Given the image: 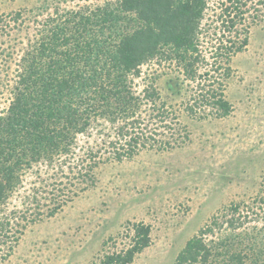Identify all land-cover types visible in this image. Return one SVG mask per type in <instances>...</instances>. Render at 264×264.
Wrapping results in <instances>:
<instances>
[{
	"label": "rangeland",
	"instance_id": "obj_1",
	"mask_svg": "<svg viewBox=\"0 0 264 264\" xmlns=\"http://www.w3.org/2000/svg\"><path fill=\"white\" fill-rule=\"evenodd\" d=\"M255 2L247 0L245 6L248 43L231 56L230 74L223 77V93L231 112L217 117L206 109L207 115L192 117L184 108L185 101L199 87L197 82L183 79L179 60L154 57L140 66L139 76H124L117 55L107 52L122 35L146 26L135 12L120 11L118 0H0V115L7 109L10 89L18 80L27 52L32 51L27 58H36L35 68L44 70L45 63L56 58L52 51L63 57L66 47L75 49L76 61L69 63L81 67L84 76L79 77H126L125 85L135 97L132 105L138 107L137 116L143 119L138 127L155 139L152 146L149 140L131 157L115 160L109 149H98L102 130L97 120L79 137L83 145L97 146L91 184L80 182V176H61L43 164L18 172L23 184L1 206L0 215L15 210L24 227L13 246L3 250L1 264H101L106 252L127 247L136 223L150 226L151 239L130 264H175L186 241L209 224L214 232L207 239H225L230 243L225 246L228 254L253 255L261 249L260 259L264 258V6ZM207 3L202 20L207 30L200 35V49L206 56L218 37L214 30L221 24L217 17L222 8L227 5L236 12L231 1ZM104 9L109 15L105 19ZM95 11L100 14L90 23L85 27L79 24L84 20L81 15L91 16ZM236 28H243V17ZM81 34L77 42L83 48H73L78 47L73 37ZM62 36L68 37L67 42L60 41ZM55 37L54 43L51 38ZM88 54L91 64L87 67L82 57ZM25 64L29 65V60ZM148 83L155 86L159 98L173 106L176 118L167 119L173 129H186L187 137L182 132L180 143L167 149H159L161 142L176 137L180 130L172 129L176 135L171 134L172 130H162L151 116L147 118L151 106L142 89ZM110 126L102 125L107 129L103 130L104 139H110ZM152 128L156 130L152 132ZM59 182L67 201L46 216L50 193L58 194L55 187ZM35 187L36 202L32 199ZM229 219H233L234 228ZM226 259L223 256L219 264ZM249 259L244 256V264Z\"/></svg>",
	"mask_w": 264,
	"mask_h": 264
},
{
	"label": "trees",
	"instance_id": "obj_2",
	"mask_svg": "<svg viewBox=\"0 0 264 264\" xmlns=\"http://www.w3.org/2000/svg\"><path fill=\"white\" fill-rule=\"evenodd\" d=\"M228 1H231V7L236 12L233 13L230 7L225 5L218 14L217 18L221 24L217 32L214 30L215 36L218 34V37L210 46L208 56L202 54L200 49V35L207 30L202 27L208 6L207 0H118L120 11L135 12L146 26L122 35L112 51L105 50L117 55L120 71L124 76H139L140 66L154 57L179 60L182 63L183 79L197 82L199 87L190 95V100L185 101L184 108L189 115L205 116L206 109H209L215 116L225 117L231 112V104L223 93V77L230 74L228 64L231 56L242 51L247 45L249 27L245 23L247 0H225L224 4ZM255 4L263 7L264 1L256 0ZM254 9L257 11V8ZM99 12L95 11L91 16H82L80 13L81 19L84 20L79 24L85 27L86 22H91ZM107 12L103 10V19L104 16H109ZM242 17L243 28L237 29L236 24ZM108 27L112 30L114 25ZM80 36L82 34L73 37L78 46L73 48H83L77 42L78 38L82 39ZM67 39V36H62L60 41L67 42ZM51 40L57 41L56 37ZM89 44L90 41H86V45L90 46ZM74 50L65 47L62 51L63 57H59L57 51H52V58H56L47 61L44 70L42 67L35 68V57L27 58L32 51L27 52L23 58V62L29 60V65L26 66L24 62L21 66L18 80L10 89L12 97L7 109L0 115V208L10 195L18 190V186H22L23 179L18 172L30 168L33 164H43L47 170L54 168L61 176L73 175L72 179L80 176V182L87 185L90 181L91 184V170L96 162L97 146L83 145L79 137L87 133L97 120L100 121L102 130L98 149H109L111 158L115 160L131 157L149 140V144L155 143L152 136L150 139L147 137L146 130L142 132L143 128L138 127L143 119L137 116L138 107L132 105L135 97L125 85L126 77H104L106 80H99V77H79L80 74L84 76L81 67L74 68L70 65L77 58L76 52H72ZM82 58L88 67L91 64L89 54ZM199 67L203 70L198 71ZM142 91L151 106L147 118L151 116L162 130H172L173 127L167 119L176 118L173 106L159 98L155 86L150 83L145 84ZM105 123L112 126L110 137L108 136L110 139H104L103 136V130H107L102 127ZM138 129H141L140 132ZM177 129L180 130L179 135L163 140L159 149H167L180 143L178 138L182 132L184 137H187L184 126ZM154 130L156 129L152 128V132ZM173 130L171 134L176 135L178 130ZM35 177L42 181L40 174H35ZM60 183L55 187L58 194L50 193L53 196L49 198L46 216L53 215L61 203L67 201L65 188L60 186ZM33 190L32 199L37 196L38 188ZM34 201L36 202L35 198ZM17 220L15 210L11 211V215H0V264L4 257L3 250L13 246L12 243L16 242L22 232L21 228L24 227ZM232 220L229 219V225L234 228ZM131 230L132 235L127 247L106 252L101 258V264H130L134 255L150 244L149 225L136 223L132 225ZM213 232L211 224L200 228L179 251L175 264H219L223 256L227 259L222 264H244V256L250 258L248 264H264V258L260 259L261 249L253 255L228 254L225 246L230 243L224 241L225 239H218V242L207 239Z\"/></svg>",
	"mask_w": 264,
	"mask_h": 264
}]
</instances>
